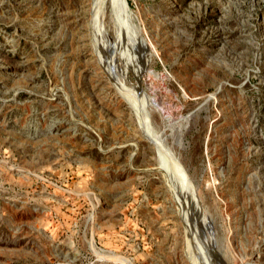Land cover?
Returning <instances> with one entry per match:
<instances>
[{
  "label": "rangeland",
  "instance_id": "1",
  "mask_svg": "<svg viewBox=\"0 0 264 264\" xmlns=\"http://www.w3.org/2000/svg\"><path fill=\"white\" fill-rule=\"evenodd\" d=\"M124 2L0 0V264H264V0Z\"/></svg>",
  "mask_w": 264,
  "mask_h": 264
},
{
  "label": "bare ground",
  "instance_id": "2",
  "mask_svg": "<svg viewBox=\"0 0 264 264\" xmlns=\"http://www.w3.org/2000/svg\"><path fill=\"white\" fill-rule=\"evenodd\" d=\"M102 1H104V0H97V4H98V6H100V4L102 3ZM125 0H112V2H113V5H114V7L116 8V11H117V8L119 9L121 6H123L124 5V2ZM96 5V4H95ZM97 6V7H98ZM102 6V5H101ZM99 8V7H98ZM122 8V7H121ZM121 11V10H120ZM119 12V11H118ZM123 12V11H122ZM158 140H160V139H158ZM157 141V140H156ZM160 148H161V145L159 146ZM160 148H158V150L160 149ZM162 148H163V146H162ZM163 150V149H162ZM167 150V149H166ZM165 151V150H164ZM163 152V151H162ZM167 154V153H166ZM168 155H169V153H168ZM169 157H171V155L169 156ZM173 158V157H172ZM168 159V158H167ZM173 160H174V158H173ZM164 163V162H163ZM176 165H178V164H176ZM175 168V167H174ZM169 169V168H168ZM171 170V169H170ZM181 170V169H180ZM177 172V171H176ZM172 175V174H171ZM179 176V175H178Z\"/></svg>",
  "mask_w": 264,
  "mask_h": 264
}]
</instances>
